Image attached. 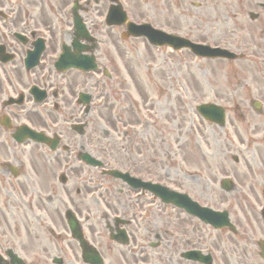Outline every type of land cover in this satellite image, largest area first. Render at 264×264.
I'll return each instance as SVG.
<instances>
[{"label":"flooded vegetation","instance_id":"flooded-vegetation-1","mask_svg":"<svg viewBox=\"0 0 264 264\" xmlns=\"http://www.w3.org/2000/svg\"><path fill=\"white\" fill-rule=\"evenodd\" d=\"M53 1L0 0L1 212L6 211L17 226L24 221L26 227L42 226L46 222L61 224L62 213L66 210L76 215H121L127 221L128 237L122 247L111 248L112 253L118 254L109 264H206L182 257L192 250L210 255L209 264H230L220 243L205 240L201 233L189 234L185 225L179 228L181 225L173 219L163 233L149 228L153 222L144 223L146 228L132 223L139 213H155L159 207L157 198L141 185L136 188L120 179L95 173L97 169L80 159L81 154L97 156L101 152L93 150L94 129L88 122L94 109L95 87L87 73L66 67L67 63H58L63 53L62 45L73 52V33H66L58 40L57 27L61 28L63 21L65 28L72 27V19L62 20V9L60 5L54 7ZM93 1L95 5L91 4ZM213 1L210 4L218 7V15L225 17V23L232 22L229 18L235 16L238 6L253 7L256 22H264V0ZM102 2L104 0H78L83 22L89 30L97 27L94 22L95 17L103 14ZM52 18L56 20L54 27L50 23ZM228 26L231 33L236 32L234 22ZM247 37L254 52H264V30H249ZM68 52L64 51L63 59L69 57ZM258 58L255 54L246 64L245 79L236 80L232 90L235 95L229 100L246 102L252 111L253 102L261 104L257 115L264 119V64L259 63ZM256 113H249L248 119L252 120ZM254 124L256 133L260 123ZM25 127L56 142L43 143L29 139L28 135L24 137ZM263 140L258 143L262 144ZM130 160L124 157L123 167L119 169L129 168L131 176L152 180L151 176L135 174ZM102 163L105 167L111 164L107 160ZM165 178L173 187L182 188L183 181L169 174ZM156 218L151 219L156 221ZM103 227L109 225L103 223ZM152 240H156L158 246L166 244L167 256L158 251ZM231 246L232 264H251L249 259H253V251L246 247L240 249L246 254L242 262L235 254L237 248L231 249Z\"/></svg>","mask_w":264,"mask_h":264},{"label":"rangeland","instance_id":"rangeland-1","mask_svg":"<svg viewBox=\"0 0 264 264\" xmlns=\"http://www.w3.org/2000/svg\"><path fill=\"white\" fill-rule=\"evenodd\" d=\"M121 1L131 19L136 21L144 20L150 23L152 22L153 24L158 19H165L164 21L170 22V27H175L177 25L175 20L177 16L174 17L173 13L177 8L173 2L166 6H155L160 3L159 0ZM66 2H69V0H54L53 6L57 8V6L60 5L61 8ZM161 3L166 4L167 1ZM161 7L164 11L163 13L160 12ZM167 7L170 10L166 13ZM105 12L106 10L103 8V15ZM96 22H100V18L97 19L95 23ZM50 23L51 26L54 27L56 25V20L52 18ZM197 24H200L197 20H194L192 23L195 28ZM117 31L118 30L112 29L108 32L104 30L103 24L102 26L99 24L98 27L94 29V35L100 47V51L96 52V54L99 61L106 63L107 58H109L113 52L115 53V58L117 60L115 66H117L118 69L114 72L116 76L114 77V81H116L117 78V80L123 82V87L121 89L118 88V82L113 85L114 90L119 93V100L127 104L132 98H135L141 104L144 103V106L153 112L148 117L149 124L146 125L141 135L144 136L149 133L158 136V138L163 135L166 136V138L160 140V150L156 149L151 155L152 158H159L162 160V166L157 167L156 173L162 176L169 174L174 179L183 181L182 185L187 186L188 189L190 187L191 195L201 204L216 209H229L231 220L237 225L239 234H241L240 237H243L242 240L244 241L242 242L251 248L256 242V238L264 235V220L259 213L260 208L264 206V196L261 193V188L264 187L263 183L249 180L255 169H246L242 160L239 165H235L230 158L232 152H223L219 146L220 144L218 141H220V137L218 139V136L223 137L222 131L216 129V133L218 134L214 135V127L202 123L194 113L196 104L204 101L216 102V100H219L214 92V86L220 76L230 75L229 71L222 74L223 71L229 69V66H221L218 61L202 60L195 57L191 58L187 52L183 51L170 54L164 50H149L138 40L128 39L121 43L117 36L119 31ZM232 35L225 34L223 36L233 44L234 38ZM191 37L195 41L208 40L213 44L219 42L221 39V37H217V39L213 37L211 39L205 38L200 34ZM118 51H121V59L117 58ZM219 68L221 69L220 71L218 70ZM176 92H179V94L175 95ZM180 92H182L185 97L182 96ZM149 97L154 99L153 102H145V100L149 101ZM169 100L174 103V110L172 111L168 110ZM126 115L131 119L132 124H136L139 119L143 118H138V120H136L133 112L130 115L126 113ZM145 118L146 116H144V120ZM151 118L155 120L154 123H152ZM110 119L116 120L115 117H110ZM128 121L129 120H127V122ZM99 122L101 128L104 127L105 129H109L110 127L114 129L112 123H104V121ZM118 122L119 120L116 121L117 126L119 125ZM175 122L179 123V126H174ZM226 128L230 129L229 126ZM97 129L99 130L98 127ZM97 129H94V131L97 132ZM156 131L162 133H156ZM186 134L189 139L183 141L180 146H178L177 141L185 137ZM114 138L116 139V137ZM174 138L176 145L174 144ZM102 141L104 140L93 139V150L99 149L103 151L104 148L106 151H113L115 149V145L104 147ZM112 141L114 142L116 140L109 139V142ZM162 141H165V146H162ZM130 143L133 145V142L130 141ZM215 143H217V145ZM227 144L229 145V143ZM168 154L171 155V161L166 159V155ZM170 163H173V166L168 165ZM179 163H185V170L190 169V171H198V182L196 179H189L188 177V179L176 177L175 169ZM250 166L253 165L250 164ZM168 170L169 172H167ZM242 172L247 174L246 180ZM226 174L230 175L236 183V190L228 194L222 192L217 185L219 177ZM165 216L164 213H159L158 215L157 225L158 230L161 232L162 229L165 228V226L162 225V222L166 219ZM133 233L137 234V230H134ZM202 233H204L206 238L209 235L207 231H203ZM211 233L212 235H218L216 232ZM220 236H222V240L232 239L231 236L225 233H221ZM228 243L226 250L232 245V241ZM224 246L225 245L222 244V247ZM233 246L234 248L237 247L236 245ZM160 250H162L163 253L165 252L167 256L168 251L166 252V244L163 246V249H159V251ZM227 254L228 250L226 255ZM240 254H243V252L240 251ZM217 256L220 258L219 255ZM226 258L229 259L228 256ZM240 260L243 262L245 257L242 256ZM249 262L251 264H257L251 257Z\"/></svg>","mask_w":264,"mask_h":264},{"label":"water","instance_id":"water-1","mask_svg":"<svg viewBox=\"0 0 264 264\" xmlns=\"http://www.w3.org/2000/svg\"><path fill=\"white\" fill-rule=\"evenodd\" d=\"M139 32H136V33H141V34H145L147 37H148V39L150 40V41H155L154 40V38H156V35L154 34V32H152V30L151 29H143V30H138ZM161 41V43H164V41L165 42H168L169 43V40L168 39H161L160 40ZM156 42V41H155ZM171 44H173L175 47H179L181 44H187V43H185V42H182L181 40H175V41H173ZM201 52V54H203V53H205V51H200ZM224 184H226V182H224L222 185H223V187H225L224 186ZM226 189H228V187H225ZM196 213H198V215L201 217V218H204L205 220H207V221H211V222H216V221H218V219H217V217H213L214 216V214L213 213H211L209 210H207V209H199V211H197ZM222 216V218H225L224 217V215H221Z\"/></svg>","mask_w":264,"mask_h":264}]
</instances>
